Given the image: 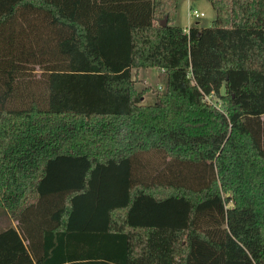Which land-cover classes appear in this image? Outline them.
Instances as JSON below:
<instances>
[{"label":"trees","instance_id":"16d2710c","mask_svg":"<svg viewBox=\"0 0 264 264\" xmlns=\"http://www.w3.org/2000/svg\"><path fill=\"white\" fill-rule=\"evenodd\" d=\"M207 1L0 0V264H264V0Z\"/></svg>","mask_w":264,"mask_h":264},{"label":"rangeland","instance_id":"374dc122","mask_svg":"<svg viewBox=\"0 0 264 264\" xmlns=\"http://www.w3.org/2000/svg\"><path fill=\"white\" fill-rule=\"evenodd\" d=\"M189 9L196 10L202 15L199 17H190L188 16V13H190ZM213 20L214 11L207 0H178L177 16L174 23L175 25L182 27L184 30H187L191 26L204 28L211 27ZM132 77L136 80V90L144 93L141 101V104L143 105H152L155 102L157 91L165 92L166 90L167 75L164 71L153 68H140L139 70L132 71ZM76 122L77 119L54 118L50 116L45 118L41 117L39 120H33V122L28 124L30 127L35 126V130L38 131L41 129L38 126H42V124H47L49 126L58 124L59 126L60 123H63L68 127ZM12 124L21 125L23 128H26L28 125L26 121L10 122V125ZM13 139V136H11V140ZM12 142H14V140ZM11 154L12 153L4 155L0 154V190H9L8 185L10 182L16 183L19 175L24 174L32 164V159L30 157L26 158L27 156H21L18 159H15L16 162H13V159L10 158Z\"/></svg>","mask_w":264,"mask_h":264},{"label":"built area","instance_id":"2783aa9c","mask_svg":"<svg viewBox=\"0 0 264 264\" xmlns=\"http://www.w3.org/2000/svg\"><path fill=\"white\" fill-rule=\"evenodd\" d=\"M201 15L202 14H199L196 10H192V11H190V13H188V16H190V17H199Z\"/></svg>","mask_w":264,"mask_h":264},{"label":"water","instance_id":"95a60500","mask_svg":"<svg viewBox=\"0 0 264 264\" xmlns=\"http://www.w3.org/2000/svg\"><path fill=\"white\" fill-rule=\"evenodd\" d=\"M160 26H165L166 25V19H163L160 23H159Z\"/></svg>","mask_w":264,"mask_h":264},{"label":"crops","instance_id":"0c3cea01","mask_svg":"<svg viewBox=\"0 0 264 264\" xmlns=\"http://www.w3.org/2000/svg\"><path fill=\"white\" fill-rule=\"evenodd\" d=\"M189 25V24H188Z\"/></svg>","mask_w":264,"mask_h":264}]
</instances>
